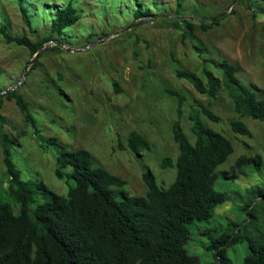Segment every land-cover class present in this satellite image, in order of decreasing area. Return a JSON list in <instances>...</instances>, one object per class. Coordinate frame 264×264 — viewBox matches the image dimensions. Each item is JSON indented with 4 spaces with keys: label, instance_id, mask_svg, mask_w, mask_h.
Instances as JSON below:
<instances>
[{
    "label": "rangeland",
    "instance_id": "obj_1",
    "mask_svg": "<svg viewBox=\"0 0 264 264\" xmlns=\"http://www.w3.org/2000/svg\"><path fill=\"white\" fill-rule=\"evenodd\" d=\"M69 2L78 8L80 21L55 36L59 41L44 44L37 66L31 65L26 75L35 55L25 46L8 44L0 33V92L18 86L44 138L56 137L71 151H90L96 165L125 180V189L133 196L146 194L142 176L147 171L155 175L160 187L167 188L177 169L164 168L162 163L167 157L176 163L179 155L172 130L178 119V98L167 92L174 90L186 97L181 125L192 142L196 139L189 119L192 107L208 108L220 118L214 122L202 115L235 148L217 172L230 171L241 155L264 158V121L237 114L225 91L211 99L176 73L192 72L206 82L205 67L218 77L222 74L212 63L204 65V60L228 59L237 66L239 79L264 99V0H254L255 8L238 0L234 4L233 0H27L24 7L31 27L23 20L18 0H0V29L5 26L11 35H26L33 42L42 40L50 34L55 12ZM228 8L220 25L207 32L200 29L201 21L211 22ZM138 9L149 16L125 31L142 20L135 17ZM182 19L195 23L200 43L183 38L178 27ZM195 45L206 47L207 53L199 54ZM1 115L6 119L3 130L19 138L12 153L23 178L40 180L66 195L74 182L56 177V146L40 140L14 100L5 98ZM233 118L241 119L252 137L235 134ZM133 130L150 141L151 150L137 154L120 149L119 139L127 146ZM233 175L231 179L219 175L215 182L216 190L229 195L228 202L217 208L212 219L190 227L184 245L200 258V264L216 263L212 248L216 228L237 227L238 242L227 249L235 264L243 263L251 241L264 240V199L259 196L264 194V163L260 167L251 163ZM0 183L5 188L10 185L1 142ZM35 200L33 206L45 198L39 195ZM251 201L250 216L242 207Z\"/></svg>",
    "mask_w": 264,
    "mask_h": 264
},
{
    "label": "trees",
    "instance_id": "obj_2",
    "mask_svg": "<svg viewBox=\"0 0 264 264\" xmlns=\"http://www.w3.org/2000/svg\"><path fill=\"white\" fill-rule=\"evenodd\" d=\"M26 1L18 0V3L23 20L31 27L32 21L24 7ZM238 1H248L249 6L255 8L254 0ZM148 16L149 12L140 9L135 12L136 19ZM224 18L216 24L201 23L199 27L207 32L220 25ZM80 19L78 8L69 2L55 12L50 34L42 40L33 42L26 35L13 36L5 26L0 33L8 44L25 46L34 56L44 44L59 41L55 36H61ZM178 27L183 31L184 39L200 43L195 35L194 22L182 19ZM194 48L199 54L208 51L204 46L195 45ZM208 63L215 65L222 76H216L206 67V82L197 74L184 70H177V76L211 99H217L220 92L225 91L237 114L264 121V99L239 79L237 66L228 59L221 62L204 60V65ZM36 66L37 63L32 68ZM115 86L120 92L118 85ZM167 92L178 98V119L173 123L172 130L179 155L176 163L167 157L162 166L176 167V178L163 188L158 185L153 173L145 172L142 178L147 192L142 196L131 195L125 189V180L96 165L90 151H71L56 137L44 138L29 103L17 90L0 95V142L10 182L7 188L0 183V264H200V258L190 254L184 244L193 224L212 219L217 208L228 202L229 195L215 188L219 175L225 179L234 178L231 173L235 174L251 163L260 167L264 158L261 154L241 155L230 171L217 172L235 148L230 139L209 127L202 115L214 122L220 121V118L208 108L199 110L192 107L189 119L196 137L192 142L181 125L186 97L174 90ZM5 98L15 101L41 141L56 146L55 175L60 180L67 178L74 182L66 195L56 193L40 180L23 178L12 153L19 138L3 130L6 119L1 110ZM231 128L235 134L252 137L249 127L239 118L231 120ZM119 147L138 154L151 150V143L133 130L128 135L127 146L119 139ZM39 195L45 200L33 206ZM259 196L264 199L262 192ZM253 202L242 207L247 215L251 216L254 210ZM261 206L264 210V201ZM262 213L264 216V211ZM236 230L237 227L232 228L231 224L224 231L215 229L217 238L212 246L215 264H235L228 257L227 249L238 242ZM206 233L203 232L204 235ZM241 264H264V240L250 242L248 254Z\"/></svg>",
    "mask_w": 264,
    "mask_h": 264
},
{
    "label": "water",
    "instance_id": "obj_3",
    "mask_svg": "<svg viewBox=\"0 0 264 264\" xmlns=\"http://www.w3.org/2000/svg\"><path fill=\"white\" fill-rule=\"evenodd\" d=\"M235 2H236V0H233V4H234ZM233 4L230 6V8L233 6ZM230 8H228V9L224 10L222 13L218 14V15L214 18V20H212L211 22H208V21H201V23L216 24L220 19H222L224 16L227 15V13H228V11H229ZM169 17H170V16H169ZM146 18H147V17H145V18H143L142 20H140L139 22H137V23H135V24L129 26L128 28H126L125 31H128V30H131V29L135 28L137 25H139L140 23H142V21H144ZM153 18H154V17H153ZM58 45H59V44H58ZM44 47H45V45H44L43 47L40 48L39 52L34 56V58L32 59V61L28 64V66H27L26 69H25V75H26L27 72L29 71L30 66L33 65V64L37 61V59H38L40 53L44 50ZM17 88H18V86L14 87V88H11V89H8V90H6V91H4V92H0V95L6 94V93H8V92H10V91H14V90H16Z\"/></svg>",
    "mask_w": 264,
    "mask_h": 264
}]
</instances>
